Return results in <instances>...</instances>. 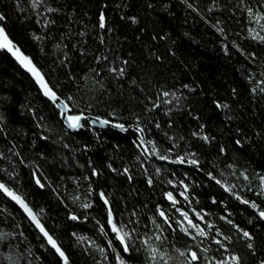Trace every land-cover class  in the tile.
I'll return each instance as SVG.
<instances>
[{"label": "snow or ice", "instance_id": "obj_1", "mask_svg": "<svg viewBox=\"0 0 264 264\" xmlns=\"http://www.w3.org/2000/svg\"><path fill=\"white\" fill-rule=\"evenodd\" d=\"M10 3L17 18L28 26V44H21L13 36L8 25L10 15L0 10V52L10 55L28 75L32 83L29 95L35 93L39 106L27 96L17 106L34 128L16 133L30 137L20 143L12 138L15 128L6 107L12 101L0 96V264H32L33 259L38 264H74L75 250L91 256L94 264H264V168L254 169L250 174L247 167H240L233 159L217 172L211 161L208 162L211 168L202 164L207 153L197 151L189 139L190 135L202 142L201 148L214 147L217 157H226L230 151L244 149L245 144L256 147L257 142H264V120L259 125L246 123L243 105L217 96L212 104L223 117L224 131L231 135L232 147L218 142L216 135L206 131L200 114L187 104L191 94H198L197 87L191 83L163 85L157 87L155 94H149L143 81L131 76L135 56L132 52L123 55L121 43L128 39L124 33L136 26L133 39L151 42L149 57L163 62L168 54L175 56L170 47L166 53L159 52V42L175 43L171 33L164 29L149 31L144 19L161 11L174 16L179 6L185 13V22L191 17L210 25L219 34L226 57L235 53L243 58L239 69L242 89L254 112L264 106V0H178V4L177 0H87V4L81 0H10ZM89 5L95 6L94 14ZM114 11L117 18L110 16ZM232 17L241 24V31L236 33L239 39H230L228 21ZM245 40L254 42L256 47L249 51L241 43ZM29 46L36 49V56L28 50ZM38 57L51 59L48 71ZM53 74L57 76L55 82ZM126 83L132 89L131 97L140 98V110L126 106L123 99ZM240 91L231 87L230 97L239 99ZM185 109L197 122L188 135L173 130V113ZM160 111L169 117L168 130L162 128L157 118ZM97 126L123 132L132 130L134 154L125 159L122 146L116 144L105 161L98 163L88 157L82 164L78 155H86L93 145L77 137L83 130L90 133L96 144H101L106 138ZM154 130L162 131L163 137H157ZM26 151L32 152L33 158L25 155ZM70 161L85 169L84 175H61L62 169L72 166ZM156 161L189 165L200 178H193L189 172L180 178L174 169L165 170ZM149 165L154 171L149 170ZM18 169H27L28 183ZM105 170L123 182L112 184L111 190L104 187L97 190L93 178L103 176ZM140 177L148 189H154L158 182L171 186L172 190L162 191L167 206L158 202L149 210L150 201H140L129 207L128 197L139 195L135 185ZM68 179L72 180L71 191ZM85 182L86 191L82 192ZM213 183L227 194L219 200L211 196L212 203H219L222 210L213 213L193 206L200 201L192 187ZM32 189L55 199L66 220L72 222L70 231L57 224L47 206L34 199ZM176 191L183 201L174 194ZM229 200L244 206L240 212L247 217L246 225L235 218ZM97 209L99 215L94 214ZM145 210L150 214L145 215ZM88 224L92 227H81ZM27 230L37 234L40 247L51 259L37 257ZM181 238H186L183 244Z\"/></svg>", "mask_w": 264, "mask_h": 264}, {"label": "trees", "instance_id": "obj_2", "mask_svg": "<svg viewBox=\"0 0 264 264\" xmlns=\"http://www.w3.org/2000/svg\"><path fill=\"white\" fill-rule=\"evenodd\" d=\"M81 3L87 4V0H81ZM88 7L91 8L94 14L95 6L89 5ZM0 10H6L9 13L10 20L8 21V25L13 36L16 37L21 44H28L26 36L28 26L17 18V14L12 10L10 0H0ZM184 15L185 13L177 6L174 16H170L161 11L155 15L147 16L144 19V24L148 27L149 31L164 29L171 33V37L175 40V43L173 44L171 41L159 42V52L166 53L167 48L170 47L175 51V56L168 54L163 62L156 61L153 57H149L148 44L151 42H141L133 39L136 26H132L124 33L127 35L128 39L126 41L121 40L123 44L122 54L127 55L128 52L134 54L136 62L133 63L130 68L131 76L141 79L149 94H155L157 87L163 85L171 87L172 85L179 86L181 83H191L193 86L197 87L198 94H191L187 104L191 106L192 110L200 114L201 121L206 124V131L216 135L218 142H223L231 148L232 137L228 132L224 131V124L222 123L223 117L214 109L212 99L219 96L234 105H243L244 108L241 109V111L246 117V123L255 125H259L261 121L264 120V106L255 108L254 112L249 108L248 99L242 89L241 74L239 72V69L243 65V58L238 57L235 53L232 54L231 58L226 57L221 50L220 40L222 38L219 37V34L216 33L210 25L204 24L199 20L193 21L191 17L185 22ZM212 15L219 14L213 13ZM110 16L117 18V12H111ZM211 18L212 16L210 15L209 19ZM228 26L230 39H239L236 33L241 31V24L237 23V18L232 17L229 19ZM121 31L123 32V29ZM184 33H187V35ZM241 43L249 51L256 47L252 41L245 40L241 41ZM28 50L31 51L34 56L37 55L35 48L29 46ZM38 58L40 62L45 65V71H48L51 59H45L44 57ZM60 75L62 77L63 74L60 73ZM56 79V74H53V82H55ZM231 87L241 89L239 99L230 97ZM31 89L32 83L28 75L20 69L8 54L0 52V96H7L12 101V103L7 104L6 107L8 108V114L15 128V132L12 133V138L18 140L20 143H25L30 137L17 136V132L34 131L30 118L27 115H21L17 107L20 103L25 102L26 96L32 103L39 106V101L35 98V93L32 92L31 95H29ZM131 91V87L126 83L123 97L125 104L129 108L140 110L142 107L140 98L133 99L131 97ZM100 111H104V109L101 108ZM157 118L161 122L162 128L168 130L166 121L169 117L165 116L163 111H160ZM172 119L175 121L173 130L178 134L188 135L190 130L195 129L197 125V122L188 114L187 109L182 112H174ZM98 131L106 138L101 144H96L94 139L91 138L90 133L83 130L81 135L77 137V139L90 142L93 145L91 151L86 155H78L77 158L82 164L85 163L88 157H91L98 163L105 161L107 156L112 154L116 144L122 146L125 159H128L134 154L133 146L131 145V139L133 137L132 130H129L125 134L119 133L111 128L98 129ZM154 131L157 137H163L162 131ZM189 139L191 140L192 146L195 147L197 151L207 153V155L202 158V164H206L208 168H211V164L208 163L211 161L216 165L217 172H219L227 162L233 159L237 160L240 167H247L250 174L254 169L259 170L264 168V142H257L256 147L245 144L244 149L239 152L230 151L226 157H217L214 147L209 148L207 145H204V147L201 148L200 144L202 142L195 140V138L190 137V135ZM38 146H42L41 142H38ZM25 155L29 158H33V153L30 151H26ZM66 155L71 156V153H66ZM70 163L72 166L62 169L60 172L61 175L65 173H67L68 177L84 175L85 169L77 167L74 161H70ZM156 165L162 166L165 170L174 169L177 176L180 178H183L184 172H189L193 178H200L198 174L193 173L192 167L189 165H173L163 161H156ZM149 170L154 171L152 165H149ZM20 171L21 177L24 179L25 183H28L27 169H22ZM167 174V171H165V175ZM163 178L162 176L160 179ZM93 179L95 180L93 187L97 188V190L99 187L111 190L112 184L123 182L122 178L114 179L107 170H105L103 176ZM188 182L190 183V181ZM67 184L71 191L73 187L72 180L68 179ZM135 187L139 189V195L133 194L128 197L129 207L138 204L140 201H150V203H148L149 210L158 202L167 206L168 202L164 200L162 191L172 190L171 186L158 182L154 189H148L145 186L143 177H140ZM127 189L128 186L125 184V193ZM81 191H86V182ZM191 191L199 197L200 201L199 204H194L193 206L197 208H206L213 213H218L222 210V206L219 205V203H212L211 196L215 195L219 200L225 198L227 194L223 193L222 189L215 186L214 183L212 186H193ZM174 194L179 200L183 201L178 191L174 192ZM31 195L38 203L47 206L50 216L56 220L57 224H61L65 231L71 230L72 222L66 220L62 207L57 204L55 199L50 196L42 195L35 189L31 190ZM248 195L252 198H256L252 193H248ZM228 203L235 212V218L238 222L246 225L247 217L240 212V209L244 206L239 205L238 202L234 200H229ZM121 207H123V205H121ZM9 210H12L11 204L9 205ZM94 214L99 215V209H97ZM148 214H150V212L145 210V215ZM24 223L25 225L27 224L26 221ZM81 227L91 228L92 225H81ZM27 231L30 233L29 240L32 243L33 252L36 253L37 257L43 255L51 259V257H48L45 250L40 247V241L36 238L37 234L33 233L31 230ZM184 239L186 238H181V244L184 243ZM72 258L74 264H94L91 256L79 250H75ZM32 264H38V260L33 259Z\"/></svg>", "mask_w": 264, "mask_h": 264}, {"label": "water", "instance_id": "obj_3", "mask_svg": "<svg viewBox=\"0 0 264 264\" xmlns=\"http://www.w3.org/2000/svg\"><path fill=\"white\" fill-rule=\"evenodd\" d=\"M9 56H10V55H9ZM12 59H13V58H12ZM97 128L100 129L98 126H97ZM107 128H111V129H113V130H115V131H117V132H119V133H122V134L127 133V132H123V131H121V130H119V129H116V128H112V127H107ZM104 129H106V128H104Z\"/></svg>", "mask_w": 264, "mask_h": 264}]
</instances>
